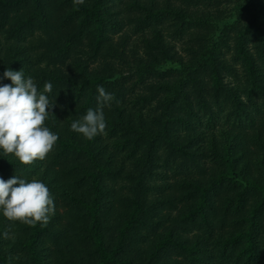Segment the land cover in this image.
<instances>
[{"label":"trees","instance_id":"obj_1","mask_svg":"<svg viewBox=\"0 0 264 264\" xmlns=\"http://www.w3.org/2000/svg\"><path fill=\"white\" fill-rule=\"evenodd\" d=\"M188 1L205 7L190 10L172 0H0V75L22 68L38 88L52 82L57 105L45 123L59 133L43 160L25 165L11 154L0 157V176H36L55 204L43 226L0 215V264H47L46 252L56 264L60 252L67 264H177L178 256L187 264H264V0ZM124 21L133 28L123 45L135 40L132 47L147 54L137 57L138 79L124 76L111 59L97 71L79 57L73 72L53 67L66 65L87 35L98 50L110 38L106 31L122 30ZM36 29L40 34L29 37ZM168 35L188 38L182 51ZM237 58L248 78L242 88L229 80L240 77ZM122 78L132 84L118 87ZM97 85L116 99L103 105L105 133L87 140L69 126L97 107ZM222 111L237 127L208 132ZM245 125L252 134L245 135ZM159 147L179 172L188 170L177 180L187 209L172 216L170 227L154 220L159 199L149 198L160 187L153 178ZM199 158L211 162L210 175L196 168ZM109 177L127 182L115 190Z\"/></svg>","mask_w":264,"mask_h":264},{"label":"clouds","instance_id":"obj_2","mask_svg":"<svg viewBox=\"0 0 264 264\" xmlns=\"http://www.w3.org/2000/svg\"><path fill=\"white\" fill-rule=\"evenodd\" d=\"M84 2L73 0L74 4ZM5 78H10L11 83H2ZM52 90L50 81L38 88L33 77L25 76L22 68H5L0 75V157L11 154L20 163L28 165L37 159H45L53 150L59 133L45 123L57 105V100L53 101L50 96ZM96 98L97 107L88 108L69 126L71 131L87 140L105 133L107 121L103 105L112 101L113 94L97 85ZM54 213V197L42 180H28L22 175L5 180L0 176V215L10 221L28 225L39 222L43 226Z\"/></svg>","mask_w":264,"mask_h":264},{"label":"rangeland","instance_id":"obj_3","mask_svg":"<svg viewBox=\"0 0 264 264\" xmlns=\"http://www.w3.org/2000/svg\"><path fill=\"white\" fill-rule=\"evenodd\" d=\"M172 1L177 3L178 5H183V8L185 7V8H188L190 10H198V9H203L205 7V5L202 2L194 3V2H189L188 0H172ZM232 1L228 4H225L226 6H228L229 9H231V7L233 5H235V3H233ZM132 28H133L132 25L127 24L125 22V25H124L122 30L112 29L110 32L106 31V34L110 35V38L108 40L104 41L98 50L95 49V47L93 46V44L91 42V37L87 35L82 40L76 42L75 48H74L73 52L71 53V56L68 59V61H67L68 63L66 65H57V66H53V67L62 68L63 71L67 72V73L73 72L74 68H75L74 66L76 65L78 59L81 58L83 60V62L87 64L90 71H97L99 68V65L102 63V61L104 59H106V60L111 59L116 64L123 65V66L120 65V67L124 68V76H130L131 75L134 77V79H132V80H136L139 78V77L135 76L136 70L139 71V69H140V67L138 66L137 57L142 55V54L143 55H147V54L145 52H143V49L137 50V49L132 47L135 40L130 44L127 43V45H123V43H124L123 38H124L125 34L128 31L132 30ZM37 31L40 34L39 29L28 32L29 37H33ZM135 32H137V31H135ZM135 37H137L136 33H134V36L132 37V39H136ZM138 37H140V36H138ZM168 37H169V35H168ZM169 39L172 42V46L174 44V48L179 49V51H182L183 47L185 46L184 42L188 38L186 37V38H184L185 39L184 40L182 37H180V38L169 37ZM233 42H234V40H233ZM129 47H131L132 49H129ZM183 53H185V51H183ZM137 54H139V55H137ZM77 57H79V58H77ZM234 60H235V64L237 65V67L240 70V77L236 79L234 76H229V80H230L232 85H238L239 84V86H241V88H242L246 85V82L248 81L246 70L244 69V64L242 63L241 60H238V58L234 59ZM151 80L154 81L153 78ZM131 84H132L131 81H128L126 78H122L119 81V84H117V85H118V87L120 85L124 86V87H128ZM108 92L114 93L111 90ZM238 92H239V90H238ZM239 93H242L244 100L249 104L250 101H249L248 95L245 93V91L240 90ZM131 94L132 93L126 95L127 97H129L127 99V101H128L127 104L130 106L133 105L132 101L135 99V97H131ZM259 98H261V96H259ZM113 99H116V96L113 95ZM254 100H256V102H257L258 96ZM152 107H154V106H152ZM221 116H222V119L220 121H217V123H215V121H209L208 126L206 128L208 132L209 131L212 132L213 130L216 131L218 129V127L221 126L222 124L227 125L228 127L230 126L229 128H233V127L236 128L237 127V125L232 126V124L234 122L237 123V120L235 119L234 116L231 118V120H226L225 111L221 112ZM246 122H248V121L246 120ZM253 131H254V129H251L248 125H245L244 132H245L246 136L249 134H252ZM158 152H159L158 153V155H159L158 165H157V168L155 169L156 171H155L153 178L157 179L160 187L159 188L156 187V188L151 189L149 192V198H151V199L158 198L159 199L157 201H153V202H156V205H158V207H159L158 214H156L154 216V220L157 222L163 221L164 224L166 223V225L170 227L172 216L177 217L185 209H187V207H185L187 205L186 201L185 200L183 201L180 199V196H179L180 193L178 192L179 186L177 185V180L179 178H181L180 177L181 175H184L185 173H187L188 170L184 169L181 172H179L176 169L175 162L173 161L174 157H170V158L164 160V157L166 156V154H165V150L163 147H159ZM117 160L122 161V157L120 154L118 155ZM129 164L130 163L128 162L127 165L129 166ZM196 168H199L201 170V172H204V173L208 172L207 175H210V173L212 171L211 170V162L208 161L206 158H199V165ZM194 170L198 171L197 169H194ZM32 177H33L32 179H36V176H32ZM107 182H108V186H109L108 188H114L115 190H122V184H124L127 181L125 179H123L122 177H120L119 179H115L114 177H109ZM163 182H167L168 185L163 184ZM164 199H167V200L164 201ZM171 200H172V202H169ZM62 201L64 202L65 200H62ZM172 224H174V222H172ZM198 230L199 229H194V232H196ZM189 234H192V233H189ZM155 236L152 234V237L155 238ZM44 253H45V251H44ZM46 255H47V264H52L51 262H53V261L55 262V260L53 259V254L49 255L46 252L45 256ZM56 258L58 259V264H67L68 263L67 262V256L62 254L61 252L58 253V256H56ZM174 258H176V257L174 256L171 259H174ZM178 261H181V263H177V264H187L188 263L186 258L181 257V256H178ZM55 264H56V262H55Z\"/></svg>","mask_w":264,"mask_h":264}]
</instances>
